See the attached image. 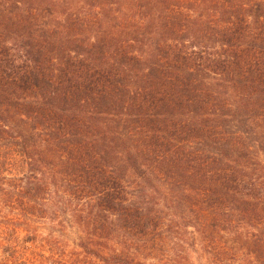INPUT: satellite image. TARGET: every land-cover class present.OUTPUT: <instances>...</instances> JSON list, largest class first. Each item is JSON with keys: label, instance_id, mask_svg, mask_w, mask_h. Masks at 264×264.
I'll list each match as a JSON object with an SVG mask.
<instances>
[{"label": "trees", "instance_id": "trees-1", "mask_svg": "<svg viewBox=\"0 0 264 264\" xmlns=\"http://www.w3.org/2000/svg\"><path fill=\"white\" fill-rule=\"evenodd\" d=\"M0 207L17 264H264V0H0Z\"/></svg>", "mask_w": 264, "mask_h": 264}, {"label": "rangeland", "instance_id": "rangeland-1", "mask_svg": "<svg viewBox=\"0 0 264 264\" xmlns=\"http://www.w3.org/2000/svg\"><path fill=\"white\" fill-rule=\"evenodd\" d=\"M7 214L5 213V211L1 210L0 207V264H17L16 260H13V258H9L8 255L6 254V252L4 251V249L6 248L5 246L8 244V242L10 240H14V237H16L17 235L13 233V231L11 232H7V226L10 225L11 223L16 224V222L14 221V219H12V222H9V220L7 218ZM11 217V216H10ZM46 224L44 223V221L39 220L38 222L34 223V228L38 231V234L40 235H44L47 233V229H46ZM9 233V234H8ZM25 236L23 233H20L19 238L20 240L25 239ZM70 247H74V241H75V236L74 234H71L68 236L67 238ZM37 250V249H36ZM33 250V246L27 251L26 256H20V258L25 259V257L30 258L29 260H33V258L36 256L33 253L36 251ZM39 251V250H37ZM38 259H35L27 264H41L40 262V258L39 256L37 257ZM13 260V261H12ZM20 264V262H19Z\"/></svg>", "mask_w": 264, "mask_h": 264}]
</instances>
